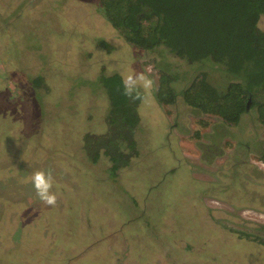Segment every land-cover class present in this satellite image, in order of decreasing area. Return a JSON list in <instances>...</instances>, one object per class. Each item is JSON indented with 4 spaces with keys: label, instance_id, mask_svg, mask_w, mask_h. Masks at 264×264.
I'll return each instance as SVG.
<instances>
[{
    "label": "rangeland",
    "instance_id": "1",
    "mask_svg": "<svg viewBox=\"0 0 264 264\" xmlns=\"http://www.w3.org/2000/svg\"><path fill=\"white\" fill-rule=\"evenodd\" d=\"M257 27L264 30V15ZM24 45L33 49L34 68L26 63L31 56ZM46 62L48 77L41 71ZM157 65L176 73V91L202 72L213 84L228 81L209 63L191 64L163 49L139 51L109 24L100 0H0V94L8 98V87L12 93L19 87L22 108L33 116L38 108L25 101L30 99L21 75L29 81L37 76L33 97L42 100V114L46 111L35 123L41 125L38 141H47L42 155L53 163L59 155L74 157L70 147L77 150L84 132L87 152L96 156L95 173L87 163L79 165V189L61 194L57 188L60 212L44 208L47 213L33 216L16 208L21 222L9 217L7 208L13 214L15 206L2 198L17 196L22 185L0 169V264H113V254L124 245L116 264H264V124L258 107L251 102L233 124L195 110L181 95L173 105L159 103ZM130 71L149 76L154 87L137 107L136 148L116 153L102 137L105 91L93 88L102 74L123 77ZM11 152L7 147L5 156ZM76 158H85L83 149ZM1 160L6 163L3 155ZM42 162L34 171L46 173ZM112 165L114 174L108 171ZM65 169L47 173L54 183L74 174ZM50 220L60 228L53 231Z\"/></svg>",
    "mask_w": 264,
    "mask_h": 264
},
{
    "label": "trees",
    "instance_id": "2",
    "mask_svg": "<svg viewBox=\"0 0 264 264\" xmlns=\"http://www.w3.org/2000/svg\"><path fill=\"white\" fill-rule=\"evenodd\" d=\"M100 4L111 26L143 52L157 54L163 49L191 64L218 67L228 81L213 84L202 72L179 91L187 105L237 124L251 97L264 124V101L254 100L264 91V30L257 27L264 0H100ZM161 69L156 98L173 104L178 93L172 86L176 73ZM121 79L113 73L96 80L110 103L109 129L103 139L108 148L133 149L139 100L130 101L118 90ZM88 155L96 159L93 152ZM116 168L112 165L109 170Z\"/></svg>",
    "mask_w": 264,
    "mask_h": 264
},
{
    "label": "flooded vegetation",
    "instance_id": "3",
    "mask_svg": "<svg viewBox=\"0 0 264 264\" xmlns=\"http://www.w3.org/2000/svg\"><path fill=\"white\" fill-rule=\"evenodd\" d=\"M101 9H102V7H101ZM102 11H103V9H102ZM106 45L108 47L107 50H109L111 46L108 44H106ZM35 46H36V44L31 45V47H33V49H35L34 48ZM24 47H25V45L23 47H21V49L28 52L31 56L30 59H28L26 61V63L30 64L32 66V68H34V58H32L33 57V54H32L33 49H30V47H25V48ZM138 50L142 51L140 49H138ZM7 57H9V56H7ZM42 66H43V68L41 69L42 73L47 75V77H48V63L47 62L43 63ZM157 66L159 67V65H157ZM162 67H163V65H162ZM159 70H160V74H159V80H160V76L164 72V70L161 69V66L159 67ZM16 75L19 76V74H17V73H16ZM21 78L23 80L27 81L26 86L24 88H25V92H27L29 94L30 100L27 99L25 101L31 105V109H34L35 105H36L38 108V113L33 114V116H31L33 113L32 110L25 112V110L22 108L23 103L21 104V102H20L21 101L20 98L22 99V96L19 94V90H21V89L19 87L16 88L17 89L16 93H12V91H10L9 87H8V91H9L8 98L6 97L5 94H0V132H2V130L6 131L3 134V136H6L3 144L1 143V140H0V169L5 168V170L3 171L4 177L10 179L12 181V183H14V185H22L20 187V189H18L16 192L17 196L16 195L3 196L2 201L4 202V204L7 202L8 205L15 206V213L13 212V214H10V210L8 208H7V211L9 213V215H11L9 217L14 216V218H15L14 220L17 222H19V220H20V222L22 220H24L22 215L19 216V213H18V211L22 208L26 212L34 213L33 216H35L37 214L47 213V212L43 211L44 208H46L48 210V213L55 212V211H57V212L61 211L59 208H56L57 204H55V206L45 205L43 202H41L38 199V197L36 196L35 190H32V188H31L32 183L30 181V177H31L32 173L34 172V167L36 164H38L42 161H43L42 164H48V166H46V173L49 171V170H47V168L51 169L50 171H59V167L63 168V169L66 168L65 172H69L71 168H72V170H74V174L71 177L69 175L68 176L61 175V177L56 179L55 180L56 182L53 183L52 191L56 193L57 198L59 199V203H61V204H63V202L61 201L62 200L61 194H63L65 189H66V191L70 190L71 192H73V191H75V189H79L81 187V185H83V177H81L82 170H81L79 165H85L87 163L88 166H91L93 168V172L95 171L94 168H96L94 163H93V162H95V159H93V157H89V155H88V152H87L88 149H87L86 144L84 142V140H85V138H84L85 133L84 132L81 135V137L83 138L82 144L76 145L77 150L83 149V151H84L85 158L83 160H80V158H76L77 150H75L72 146L70 147V148H72L71 154L73 152H75L74 157H72V158L71 157L68 158L67 156H63V155H61V157H60V155H59L57 158L54 159L56 161V163H53L51 160H49L47 158L45 159V157L42 155L41 151H43V154L44 153L46 154L45 151L48 150V147L45 148V144L47 141H38V139L36 138V131H37V129L40 130L41 125H38L35 123L38 121H42L43 116L46 113V111L43 114L41 112L40 104H42V100H40L37 103L33 97L32 86L35 87V84L33 83V81L36 80L37 76H35L34 78L32 77L33 79L30 81L27 77H25L23 75H21ZM45 81L48 83V78ZM174 82H175V79H174ZM96 84H98V83H96ZM98 86L99 85L94 86L93 91H95L96 89L100 90V88H99L100 86L99 87ZM45 90L48 92V86H46ZM93 93H96V92H93ZM100 93H101V91H100ZM179 93L180 92L178 91L177 96L179 95ZM4 96H5V98H4ZM106 97H107V95H106ZM155 97H156V93H155ZM143 98H144V95H143ZM263 98H264V91L262 93H257L254 100L256 102L260 103V102L264 101ZM103 99H104V97H103ZM176 99H177V97H176ZM107 100H108V98H107ZM156 100L159 101L157 98H156ZM141 101H142V99L139 100L140 103H141ZM140 103H138L139 104L138 106H140ZM175 103H176V100L173 104H175ZM250 103H251V97H248V99H247V106L248 107H249ZM92 104L96 105L98 103L93 102ZM173 104H167V105H173ZM95 105L91 106V108H95ZM100 107H101V109H104L103 115L105 116V122H106V126H107L106 132L102 134L103 136L102 135H100V136L105 137L107 132H108V129H109V127L107 125V120H106L108 111L110 110L109 101H108V106H106V103L104 101V106L100 105ZM70 108H73V107H70ZM77 108H78V106L76 108H73V109H77ZM107 108H108V110H107ZM137 114H138V112H137ZM78 116H80V114H77V117ZM82 116L85 119L84 113L82 114ZM90 117H92V115ZM62 118H63V116H62ZM86 118H87V116H86ZM34 119H36V120H34ZM139 124H140V116L138 114V121L136 123V128H137V126H139ZM134 138L135 137L133 134V139ZM48 139H49V133H48ZM134 141L136 142V138L134 139ZM83 142H84V144H83ZM136 146H137V142H136ZM136 146H135V148H136ZM200 146H203V144L200 143ZM7 147L9 150L12 149V152L8 156H5V153L7 151ZM112 148L114 149V151L116 153L117 152L121 153L123 149L128 150L131 153L132 150L135 149V148L132 149V148L127 147V146H126V148H125V146L118 148L116 145ZM38 149H40V150H38ZM2 155H3V159H5V161H6L5 164L3 163V160H1ZM86 156L88 157V160L86 159ZM77 159L79 161L78 163L75 161ZM124 160H125V158H124ZM58 163H61V164L66 163V165L59 166ZM77 171L79 172L78 174H77ZM108 171L111 172L109 169H108ZM113 174H114V172H113ZM90 182H91V180H88L86 183H90ZM59 185L61 187H59ZM57 188L63 189L61 194H60V192H58ZM15 197H17L21 201L20 204H23L24 207H21L18 202L9 200V198L12 199ZM16 208L18 211L16 210ZM33 208H37V210L33 209ZM3 209H4V206H3ZM0 212H2V211L0 210ZM50 225H51L50 227L53 231H54L53 226H55L56 229L60 228V224L55 223V221H53V220H50ZM261 243H263V245H264V241ZM189 248H191V247H189ZM127 256H128V254H127Z\"/></svg>",
    "mask_w": 264,
    "mask_h": 264
},
{
    "label": "clouds",
    "instance_id": "4",
    "mask_svg": "<svg viewBox=\"0 0 264 264\" xmlns=\"http://www.w3.org/2000/svg\"><path fill=\"white\" fill-rule=\"evenodd\" d=\"M154 87V81L143 73L134 71L128 72L121 79L120 89L122 94L130 101L143 99V95ZM30 181L35 190L38 199L48 206H55L57 195L52 191L53 177L51 173H45L43 170H36L32 173Z\"/></svg>",
    "mask_w": 264,
    "mask_h": 264
},
{
    "label": "crops",
    "instance_id": "5",
    "mask_svg": "<svg viewBox=\"0 0 264 264\" xmlns=\"http://www.w3.org/2000/svg\"><path fill=\"white\" fill-rule=\"evenodd\" d=\"M105 237H106V236H105ZM66 244L68 245V242H66ZM123 248L125 249V245L122 246V248H121V247L117 248V250H116L115 253L113 254V258H112V259H114L113 264H116V261H115L116 259H117V262H120V259H121V258L116 257V256H120V254H121V249L124 250ZM125 253H126V258H127L128 251L125 250ZM126 258H125V259H126Z\"/></svg>",
    "mask_w": 264,
    "mask_h": 264
}]
</instances>
